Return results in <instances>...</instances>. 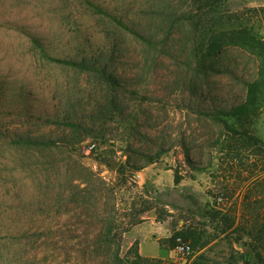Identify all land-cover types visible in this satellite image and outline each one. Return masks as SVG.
I'll list each match as a JSON object with an SVG mask.
<instances>
[{"label":"rangeland","instance_id":"1","mask_svg":"<svg viewBox=\"0 0 264 264\" xmlns=\"http://www.w3.org/2000/svg\"><path fill=\"white\" fill-rule=\"evenodd\" d=\"M91 1L146 40L86 0H0V264H263L264 243L217 215L264 230V150L200 112L258 82L246 128L264 142V0ZM154 219L187 222L190 260L139 257Z\"/></svg>","mask_w":264,"mask_h":264},{"label":"trees","instance_id":"2","mask_svg":"<svg viewBox=\"0 0 264 264\" xmlns=\"http://www.w3.org/2000/svg\"><path fill=\"white\" fill-rule=\"evenodd\" d=\"M87 5L97 14L104 15L111 19L114 23H116L121 28L139 36L141 39L146 40L139 32H137L134 28H132L129 24L124 22L121 18H119L116 14H113L109 10L101 7L97 3L86 0ZM208 5V4H206ZM33 44L39 50L42 52V54L50 61H54L56 63L64 64L67 66L79 68L84 71H94L104 76L105 79L111 80L112 77L109 76L102 68L100 67V63L96 60H81V61H75V60H68V59H61L51 56L48 52L44 50V47L40 40L33 38ZM259 83L258 82H252L247 83V96H246V102L234 106L227 109H219L215 110L214 112H200V114L212 117L214 119H217V121H220L227 130L234 133L235 135L242 136L243 139L246 141H249L253 146L259 147L260 149L264 150V142L259 139L256 136H253L248 129L246 128L248 125L251 124L253 121V113H255L256 108L258 107V92H259ZM227 119H232L235 121V123L230 124ZM54 124H61L70 126L69 122H60V121H50ZM14 143L16 144H25V145H34V146H45L51 144L50 141H42L38 139H32V138H19L18 140H14ZM225 228L223 229L224 233L232 232V233H247L256 243H264V230L260 229H252L247 230L246 226L243 225H236V216H230L228 214H219L217 215ZM215 218V219H217ZM112 233V229H108L107 235L110 236ZM194 232H191V230H181L176 231L172 235V237L169 239L171 243H173V246L175 245V240L177 237H182L185 241L189 242V240H195L196 238L194 236ZM243 240V238H240V241ZM192 244V243H191ZM193 246V245H192ZM194 248V247H193ZM139 257H141L139 255ZM143 258V257H141ZM264 264V263H263Z\"/></svg>","mask_w":264,"mask_h":264},{"label":"crops","instance_id":"3","mask_svg":"<svg viewBox=\"0 0 264 264\" xmlns=\"http://www.w3.org/2000/svg\"><path fill=\"white\" fill-rule=\"evenodd\" d=\"M172 219V218H170ZM179 224L175 226L174 224H170V220L167 221H156L151 220L146 222L148 225L146 227L147 231H153L157 233H161L160 236L155 237L154 234H146V236H142L139 238V255L143 258L150 259H165L168 257H172L174 255V251L168 247V244L165 243L163 246L159 241L161 239H170L175 231H180L182 229H187L185 224L187 223L183 219L179 220ZM151 229V230H150ZM159 235V234H158ZM216 241L210 243L209 245H205L204 247L199 249V253L205 252L211 245H213Z\"/></svg>","mask_w":264,"mask_h":264},{"label":"built area","instance_id":"4","mask_svg":"<svg viewBox=\"0 0 264 264\" xmlns=\"http://www.w3.org/2000/svg\"><path fill=\"white\" fill-rule=\"evenodd\" d=\"M95 144H90L86 147V154L90 155L95 150ZM174 252L182 261H188L195 253V250L190 242L185 241L182 237H177L174 245Z\"/></svg>","mask_w":264,"mask_h":264},{"label":"water","instance_id":"5","mask_svg":"<svg viewBox=\"0 0 264 264\" xmlns=\"http://www.w3.org/2000/svg\"><path fill=\"white\" fill-rule=\"evenodd\" d=\"M141 176H142L141 182H143V180H144L143 175H141ZM251 257H252V253L251 252H246L243 255V264H252L251 263Z\"/></svg>","mask_w":264,"mask_h":264}]
</instances>
